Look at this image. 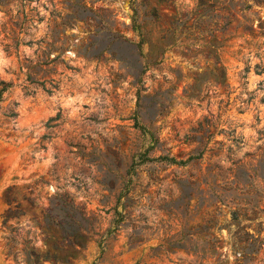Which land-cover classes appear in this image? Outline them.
Listing matches in <instances>:
<instances>
[{
  "label": "rangeland",
  "instance_id": "374dc122",
  "mask_svg": "<svg viewBox=\"0 0 264 264\" xmlns=\"http://www.w3.org/2000/svg\"><path fill=\"white\" fill-rule=\"evenodd\" d=\"M0 264H264V0H0Z\"/></svg>",
  "mask_w": 264,
  "mask_h": 264
}]
</instances>
